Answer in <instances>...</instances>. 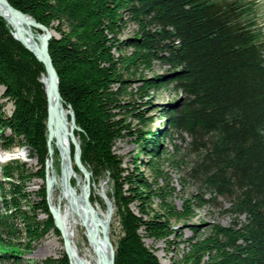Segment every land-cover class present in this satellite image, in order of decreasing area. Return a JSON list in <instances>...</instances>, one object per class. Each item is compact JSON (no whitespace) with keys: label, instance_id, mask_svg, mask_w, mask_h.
Returning a JSON list of instances; mask_svg holds the SVG:
<instances>
[{"label":"trees","instance_id":"trees-1","mask_svg":"<svg viewBox=\"0 0 264 264\" xmlns=\"http://www.w3.org/2000/svg\"><path fill=\"white\" fill-rule=\"evenodd\" d=\"M6 1L59 35L50 38L48 52L63 106L72 109L79 128L75 133L81 161L91 178L107 174L110 183L107 196L121 231L112 241L113 263L162 264L144 244V237L166 240L175 233L171 219L194 215L193 201L201 208L223 198L231 222L215 223L206 236L191 238L184 264H264V24L259 0ZM127 22L135 25V33L120 41L118 35ZM11 31L0 16V87L2 98L13 107L9 115L0 110V148L31 147L39 168L31 173L18 158L0 164L4 179L0 180V200L7 211L0 216V262L24 264L22 254L30 241L50 230L58 233L46 205L43 181L45 160L49 156L52 165L57 150L49 142L47 154L44 66ZM154 62L166 65L167 75L139 79L143 81L139 91L145 94L148 88L173 84L180 93V103L162 108L159 115L171 131L182 139L187 136L186 151L192 159L186 174L210 194L206 199L184 200L176 209L161 191L162 212L149 206L152 196L158 195L153 187L163 178L164 149L159 143L167 130L137 132L136 141L146 155L140 165L148 176L137 166L131 171L122 168V159L114 151L116 140L130 132L115 112L123 106L119 98L126 90L125 76L151 70ZM135 116L147 124L139 111ZM7 130L10 133L5 134ZM70 149L72 153L71 145ZM59 175L52 167L50 185ZM33 176L42 181L34 192L37 201L28 199L23 186ZM80 179L82 187L81 175ZM8 218L21 223L27 243L2 236L5 231L16 232ZM191 230L198 232L195 225ZM42 264L69 262L62 253Z\"/></svg>","mask_w":264,"mask_h":264},{"label":"rangeland","instance_id":"rangeland-1","mask_svg":"<svg viewBox=\"0 0 264 264\" xmlns=\"http://www.w3.org/2000/svg\"><path fill=\"white\" fill-rule=\"evenodd\" d=\"M259 14L260 22H263L264 24V0H259ZM135 29V25H132L131 22H127L126 25L122 28L121 33L118 35V39L120 41H124L133 37ZM50 31L52 33L51 35H53L54 37L59 36L56 31L52 29H50ZM32 37L34 41L36 36H34L33 33ZM126 51V49L121 48V52ZM152 67L153 68L151 70H147L144 72L140 71L137 74L135 73V75L125 76L128 80L126 83V90L124 91V93L122 92L119 98L120 104L123 106L121 110L116 109L115 112H117V118L122 119L124 123L128 124V129L130 130V132L125 133L122 138L116 140L114 144V151L122 159V164H120L122 168L131 171L135 166H137V169H141L144 172V176H148L147 169L142 168L140 165L141 162L146 160V155L141 152V142L136 141L137 132L138 130L141 131V128L145 132L153 129H158L162 131V129L165 128V130H167V137L164 141L162 140L159 143L161 149H164L163 155L161 157V163L163 164V178L158 180L157 184L153 187L158 192V195L152 196L149 206V209L152 211L155 210L162 212L161 204L163 200L160 196L161 191H163V193H167L165 195V200L173 202L176 209H181V205L184 200H189V198L194 196H202V198L206 199L209 198L210 194L207 191H204V189H199L197 181L186 174V168L192 159V155H190V152L186 151V141L188 140L187 136L183 135L182 139L180 137V133L171 131L166 125L163 124L164 118H161V116L159 115V112H161L162 108L173 107L180 103V93L174 90L173 84H166L164 86H161L159 89L148 88L146 90L147 93L145 94L139 91V87L143 84V81L139 79L143 78L147 80L149 78L166 76L169 71V68L166 65H163L158 62H154ZM2 94L3 87H0V106H2L0 110H4L5 114L9 115L13 107L11 102L6 100L5 98H2ZM138 111L147 118L146 125H142L139 119L135 116ZM131 112L133 114H131ZM75 131L76 130H74V135L78 139V136L76 135ZM4 133L8 134L10 132L7 130ZM49 142L51 144L53 143L50 139ZM174 144L177 145V151L175 152L173 151ZM53 145L57 150L55 144ZM70 145L71 144L69 143V148ZM47 154L49 155V153ZM59 155L60 154L58 150L55 151L52 165H50V162H47L48 164L46 165V161H49V156L46 158L43 169L45 175H47L48 177L49 171L52 172V167L54 168L56 174L60 173L61 161L63 162V159ZM34 156L35 155L33 149L27 145L21 144L19 146L12 147L9 150L0 148V164H4L10 160L18 158L19 161L26 164V167L31 173L37 171L39 168V166L37 165L36 157ZM75 172L78 175V179H71V184L76 187V192L79 195V190L81 189V174L78 173V171ZM124 174H126V172ZM107 177V174H101L96 178H91L90 174V203H92V205L97 207L99 210L106 211L107 202H110V205L112 207V213H110L111 216L108 225L109 239L111 241H115L121 235V231L120 226H118V220L114 217L113 214V203L111 202V199L107 196V193L110 192V183ZM58 179L55 178L54 185H51L50 191L48 192V197L50 205L53 206L55 212H57L58 214L57 216L60 220V229L62 231V236L65 239L64 241L67 242L69 248L67 253L70 259L74 262L78 259V257L80 259L83 253H85L83 252L84 249H82L81 241H83L84 246L90 248V252L94 254L95 252L91 249L90 243L85 240L84 230L80 228L77 218L73 216V214L68 210L66 204H64L65 202L60 192ZM0 180H4L1 175ZM41 183L42 181H40L39 178L34 176L31 177L29 180L25 181L23 186L24 191L26 192V194H28V199H30L31 201L39 200V197L34 192L39 189ZM194 205L195 202L193 201L191 204V209L192 211H194V215L189 219L170 220L172 228L175 229V233L171 234L168 239L153 240L148 237H144V244L148 247V249L154 251L158 260L162 264H171L173 262H178V264H184L183 256L184 254H186V252L190 250L189 240L191 238L194 237L197 239L206 236L210 226L214 225L215 223L226 225L231 222L230 215L227 212L225 213L224 210L226 207H228V202L223 198H218L216 204H208L201 208H197ZM131 208L134 212L138 211L135 205H132ZM6 215L7 211L3 205L2 200H0V216L5 217ZM44 216L43 214H39V216L37 217L42 219L44 218ZM8 220L9 221L7 223L17 228L16 232L14 235H9V233L7 234V232L5 231L2 233V236L8 241L20 242L22 245L27 243L28 239L24 236L21 223L17 219L14 220L12 218H8ZM193 225L197 226L198 228V232L196 233V235L193 234L191 230V226ZM77 227L80 228L79 231L77 230ZM62 236L59 231L56 234L53 230H50L43 236L36 238L33 241H30L29 249L22 254L24 264H42L48 258L59 257L62 253L65 252L64 244L61 240ZM75 250L77 251L74 252ZM84 257L87 258V255L84 254ZM93 263V261H87L85 264ZM0 264L9 263L0 262Z\"/></svg>","mask_w":264,"mask_h":264},{"label":"bare ground","instance_id":"bare-ground-1","mask_svg":"<svg viewBox=\"0 0 264 264\" xmlns=\"http://www.w3.org/2000/svg\"><path fill=\"white\" fill-rule=\"evenodd\" d=\"M8 12L9 11L6 8V6L0 1V16L6 21L7 25L12 30L11 31L12 36L19 38L24 43V45H27L29 46V48H32L42 58L44 56L43 48H41L42 32L32 28L28 24L25 23L23 24V22L20 21L17 16H13L12 13L10 14ZM30 28L33 29L36 34V38L34 41ZM42 74H45L47 76L48 83H46L47 85L44 89L48 91L50 87L49 76L46 72ZM48 108H49L48 113L46 111V117L44 119L46 125L45 132L47 136V141L49 143V139H50L53 142L52 144H55L60 154L59 156H61V158L63 159V162L61 161L62 165L60 167L61 170L58 179L60 192L65 202L64 204H66L68 210L73 214V216L77 218L80 228L84 230L85 240H87L90 243L91 249L96 254L95 255L94 253L90 252L91 251L90 248L84 246L83 241H81L82 249H84L83 252L85 253H83L80 259L78 257L77 260H75L74 262L72 261V264H85L87 261H93L94 262L93 264H109L108 261H110V251H108L109 248L107 245V241L104 238L105 235H109V230L107 232L106 225L107 226L109 225V219L111 214L109 213V209H106V211H102L95 206H92L93 213L90 214L86 212L84 208V204L82 203L83 192H84L82 190L84 186V181L81 189L79 190L81 195L77 194L76 187L71 184L72 181L71 179L73 178L78 179V175L74 171L73 167H71L73 166L72 160L68 159L67 156L69 154V151H71V149L69 148V143L71 141L68 136V133L71 130L70 120L68 119L69 110L67 108H63V107L61 108L60 103L57 100H55L53 97L51 98ZM53 212L59 220V217L57 216L58 214L57 212H55L54 208H53ZM80 228L77 227V230L79 231ZM62 240L64 241L65 239L63 238ZM68 249H69L68 244L66 242L67 252ZM76 251L77 250H75L74 252ZM84 254L87 255V258L84 257Z\"/></svg>","mask_w":264,"mask_h":264},{"label":"water","instance_id":"water-1","mask_svg":"<svg viewBox=\"0 0 264 264\" xmlns=\"http://www.w3.org/2000/svg\"><path fill=\"white\" fill-rule=\"evenodd\" d=\"M5 6L6 8L8 9V13H12L13 16H17L18 19L20 21L23 22V24H28L30 25L32 28L34 29H37L39 31L42 32L41 36H42V46L41 48H43V51H44V56L41 58L32 48H29V46L27 45H24V43L17 37H14L15 39H17L19 42H21V44L24 46V48L28 49L31 53H33V55L36 57V60H38L40 63L43 64L44 66V69L48 76H49V80H50V87L48 89V91L45 90V99H46V111L48 113V110H49V104H50V101H51V98L53 97L55 100H57L59 103H60V107L62 108H65L63 106V103H62V100H61V96L59 95V90H58V77H57V73L56 71H54V67H53V64H52V61L50 59V56H49V52H48V46H49V40L50 38L53 36L51 35V31L49 28H47L46 26H44L43 24L41 23H38L37 21H35V19L33 17H31L30 15L28 14H25L24 12H20L19 10L15 9L12 5H10V3L6 0H0ZM67 109L69 110V120H70V124H71V130L70 132L68 133V136L70 138V143L73 147V153L71 154V151H69V154L67 155L68 156V159H71L73 160V163L74 165L76 166V168L78 169V171L80 172V174L82 175V179L84 181V186H83V204H84V208L86 210L87 213H93V209H92V203H90V173L89 171L86 169V167H84L82 161H81V149H80V143H79V140L77 139V137L74 135V130H78V126H76V123H75V117H74V114H73V111L72 109L69 107V106H66ZM73 130V131H72ZM48 143V141H47ZM46 143V144H47ZM47 148H48V153L50 154V149H49V144H47ZM71 154V155H70ZM48 161H46V165L48 164L47 163ZM62 165V164H61ZM49 177L47 175H45V193H46V201H47V204L48 205V208H49V211H50V214H51V217L53 218V222H54V225H55V229H57L61 236H62V232H61V229H60V223H59V220L58 218L56 217V215L54 214L53 212V207L52 205H50V202H49V191H50V181H49ZM107 202V201H106ZM107 209H109V213H112V207L110 205V202H107ZM107 227V232L109 230V227L106 225ZM108 234V233H107ZM63 239V238H62ZM61 239V240H62ZM106 241H107V245H108V251H110V261H108L109 264H114V254H115V251L114 250V246H113V243L112 241L109 239V235H105V238H104ZM63 241V240H62ZM63 244H64V249H65V254L67 255L68 257V260H69V256H68V253H66V242L63 241ZM102 260V259H101ZM70 260H69V264H70Z\"/></svg>","mask_w":264,"mask_h":264}]
</instances>
